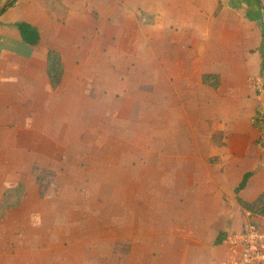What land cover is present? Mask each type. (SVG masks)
Returning <instances> with one entry per match:
<instances>
[{
	"label": "crops",
	"instance_id": "crops-1",
	"mask_svg": "<svg viewBox=\"0 0 264 264\" xmlns=\"http://www.w3.org/2000/svg\"><path fill=\"white\" fill-rule=\"evenodd\" d=\"M7 1L0 0V200L6 189L19 184L25 191L20 205L0 222V264L53 262L44 242L39 244L33 235L34 218L47 201L39 196L33 170L36 165L53 167L54 141L57 150L60 137L78 129V110L82 123L84 98L90 94L84 81L92 71L85 66L94 64L86 58L94 47L98 49L101 35L94 26L103 19L115 31L116 40L133 42L138 47L134 51L139 49L138 55L128 56L139 58L129 65L137 67L141 76L136 86L140 102L143 98L147 102L149 63L154 59L156 82L169 89L168 99L197 100L207 107L204 117H211L212 133H222L224 142L216 147L210 139L212 153L221 157L216 183L224 193L234 195L227 198V206L223 203L222 212L228 215L233 205L238 206L235 188L247 173L252 176L239 197L251 202L264 192V148L258 147L261 134L252 124L256 109L264 104V90L253 89L256 80L264 83V0H61L68 9L64 19L38 0H18L1 13ZM18 22L39 29L37 46L22 40ZM131 24L134 29L128 34ZM50 49L61 53L64 64L56 90L47 76ZM119 70L127 72L126 67ZM204 74L220 76V88L204 85ZM238 207L239 225L261 219ZM213 246L220 245L214 240ZM220 248L222 258L212 264L227 257L226 248Z\"/></svg>",
	"mask_w": 264,
	"mask_h": 264
},
{
	"label": "rangeland",
	"instance_id": "rangeland-1",
	"mask_svg": "<svg viewBox=\"0 0 264 264\" xmlns=\"http://www.w3.org/2000/svg\"><path fill=\"white\" fill-rule=\"evenodd\" d=\"M94 28L101 39L86 58L94 64L85 66L92 71L84 81L90 94L82 123L78 110V129L61 136L57 150L54 141L53 167L37 166L39 177L52 172L55 180L34 218V239L44 242L52 264L218 263L220 247L227 250L228 238L249 220L239 225L236 205L230 214L222 212L234 195L216 183L221 168L215 158L221 157L211 143L219 147L212 142L218 131L212 133L213 120L204 117L207 107L168 99L169 89L156 82L154 59L147 102H140L141 76L129 65L139 58L128 56L138 55V47L116 40L104 19ZM221 233L225 239L214 247Z\"/></svg>",
	"mask_w": 264,
	"mask_h": 264
},
{
	"label": "trees",
	"instance_id": "trees-1",
	"mask_svg": "<svg viewBox=\"0 0 264 264\" xmlns=\"http://www.w3.org/2000/svg\"><path fill=\"white\" fill-rule=\"evenodd\" d=\"M17 1L18 0H8L7 6L12 7L17 3ZM38 1H40L50 13L59 16L61 19H64L66 17L68 9L65 7L61 0ZM16 27L20 33L22 40L26 44L33 47L39 44L40 31L37 27H34L25 22L16 23ZM46 62L47 76L49 78L50 85L53 90H56L61 85L64 76V64L61 53L52 49L48 50ZM202 83L214 90H218L221 86V78L220 76L214 74H204L202 76ZM252 124L261 134V138L259 139L257 145L260 149H262L264 148V104L260 105L256 109L255 115L252 118ZM217 136H220V138H222L223 134L219 132L214 134L212 136V142H214L219 147H223V139L215 142V138ZM215 159V163L221 161L220 158ZM37 166L38 165L34 167L33 171L37 177L39 196L40 198H44L50 185L53 184L55 176L52 172H49V176H47L46 174L45 176L39 177L38 174H36L38 169ZM251 176L252 173L245 174L242 182L235 189L236 201L238 206H240L245 212L253 216L264 218V192H262L255 200L251 202L245 201L239 197V193L246 187L247 181ZM24 191L25 187L22 184L5 190L3 197L0 200V222H3L7 219V215L10 210L17 208L20 205L24 197ZM224 239L225 235L223 233L219 234L215 240V245H221Z\"/></svg>",
	"mask_w": 264,
	"mask_h": 264
},
{
	"label": "built area",
	"instance_id": "built-area-1",
	"mask_svg": "<svg viewBox=\"0 0 264 264\" xmlns=\"http://www.w3.org/2000/svg\"><path fill=\"white\" fill-rule=\"evenodd\" d=\"M256 91L264 90L262 79L253 83ZM227 257L221 264H264V218L246 222L227 242Z\"/></svg>",
	"mask_w": 264,
	"mask_h": 264
},
{
	"label": "water",
	"instance_id": "water-1",
	"mask_svg": "<svg viewBox=\"0 0 264 264\" xmlns=\"http://www.w3.org/2000/svg\"><path fill=\"white\" fill-rule=\"evenodd\" d=\"M7 5H5L2 10H1V13L6 9Z\"/></svg>",
	"mask_w": 264,
	"mask_h": 264
}]
</instances>
